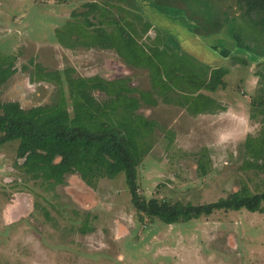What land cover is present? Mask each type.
Instances as JSON below:
<instances>
[{
    "label": "rangeland",
    "instance_id": "obj_1",
    "mask_svg": "<svg viewBox=\"0 0 264 264\" xmlns=\"http://www.w3.org/2000/svg\"><path fill=\"white\" fill-rule=\"evenodd\" d=\"M86 1L0 0V53L17 58V72L0 87L2 101H17L23 108L53 101L54 83L30 80L35 64L60 71L69 105L67 68L74 76L128 77L138 93L151 94L148 72L127 67L113 51L59 43L56 29L80 19L72 13L82 11ZM138 2L142 10L148 6ZM191 4L201 16L210 12L222 21L217 35L192 34L188 23L169 15L165 19L172 24L156 27L166 31V47L229 69L224 89L203 91L226 110L191 115L151 94L157 103H143L138 109L157 122L151 148L137 166L139 193L145 199L209 203L244 183L254 189L264 179V172L241 168L245 137L260 129L249 119V110L250 98L260 87L255 72L263 69L264 60H248L246 65L237 60L246 56L239 47L252 49L254 41L248 34H237L234 25L245 21L234 0ZM232 25L236 31L230 36ZM155 29L149 31L152 37ZM262 37L258 43H264ZM93 94L99 101L106 98L98 90ZM16 147L17 141L0 146V264H264V212L219 210L167 224L134 209L123 173L98 179L95 188L78 174L66 175L63 185L50 187L24 172Z\"/></svg>",
    "mask_w": 264,
    "mask_h": 264
},
{
    "label": "trees",
    "instance_id": "obj_2",
    "mask_svg": "<svg viewBox=\"0 0 264 264\" xmlns=\"http://www.w3.org/2000/svg\"><path fill=\"white\" fill-rule=\"evenodd\" d=\"M146 1L161 13L184 20L195 35H217L223 28L222 21L211 17L210 12L201 16L191 4L193 0ZM234 1L243 11L245 21L234 25L237 34H248L254 41L252 49L239 47L246 56H239L237 60L243 65L248 60L262 61L264 43L257 40H263L264 35V0ZM183 2H187V7ZM82 7V11L72 13L80 19L67 21L56 29L61 45L114 51L127 66L148 72L151 94L167 104L183 107L191 115L226 110L218 100L202 91L224 89L229 69L211 67L174 46L165 47L160 29H156L153 37L148 35L153 25L140 12L138 0H88ZM232 27L228 28L230 36L236 31ZM259 52L261 55H257ZM16 59L15 55L0 53V87L17 72ZM34 67L31 81H49L56 85L52 102L23 108L17 101L0 98V146L17 141L16 158L23 160L20 166L32 179H41L55 187L65 183L66 175L78 174L85 184L95 188L98 179L123 173L134 209L167 224L186 222L219 210L264 212V179L254 189L244 183L209 203L145 199L139 193L137 166L151 148L149 142L157 122L138 109L143 103L154 106L158 99L150 93H138L128 77L107 80L98 75L74 76L73 69L67 68L64 76L69 105L60 71H48L39 64ZM262 67L255 72L260 87L250 98L249 110V119L258 122L260 129L246 135L241 165L243 170L256 174L264 172V64ZM96 90L105 95L103 101L94 97ZM81 231L86 233L85 228Z\"/></svg>",
    "mask_w": 264,
    "mask_h": 264
},
{
    "label": "crops",
    "instance_id": "obj_3",
    "mask_svg": "<svg viewBox=\"0 0 264 264\" xmlns=\"http://www.w3.org/2000/svg\"><path fill=\"white\" fill-rule=\"evenodd\" d=\"M146 2L148 3V6H144L143 10L141 9L140 12L152 23L153 25V28L157 29V27H160L162 26V24H172L170 22H168L166 19H165V15L164 13H161L160 11L154 9L153 7L150 6L149 2L146 1V0H141V2ZM139 4V2H138ZM164 16V17H163ZM167 17V16H166ZM157 26V27H156ZM155 29V30H156ZM174 29V28H173ZM177 29V27L175 28ZM162 31V35L164 37V42L166 41V38H167V34L165 33L166 31L164 29H160ZM150 31V30H149ZM157 32V31H156ZM190 32L192 34H194L192 31H191V28H190ZM148 35H149V32H148ZM151 36V35H150ZM215 36V35H213ZM152 37V36H151ZM165 46V45H164ZM166 47V46H165ZM175 47V46H174ZM168 48V47H167ZM173 48V47H172ZM176 49H180L182 50L181 48H178V47H175ZM87 49V48H86ZM90 49H98L100 51L102 50H106V49H99V48H90ZM112 51V50H111ZM114 52V51H113ZM115 53V52H114ZM116 54V53H115ZM189 54V53H188ZM117 55V54H116ZM191 55V54H190ZM121 60V59H120ZM126 65V64H125ZM127 66V65H126ZM129 67V66H127ZM129 68H133V67H129ZM203 92V91H202Z\"/></svg>",
    "mask_w": 264,
    "mask_h": 264
}]
</instances>
